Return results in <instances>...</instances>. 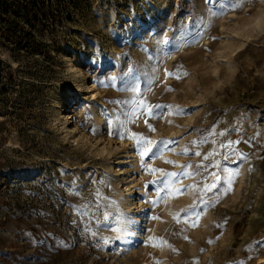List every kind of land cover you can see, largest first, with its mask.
Returning <instances> with one entry per match:
<instances>
[{
    "label": "rangeland",
    "instance_id": "374dc122",
    "mask_svg": "<svg viewBox=\"0 0 264 264\" xmlns=\"http://www.w3.org/2000/svg\"><path fill=\"white\" fill-rule=\"evenodd\" d=\"M58 1L0 46V264H264V0Z\"/></svg>",
    "mask_w": 264,
    "mask_h": 264
},
{
    "label": "trees",
    "instance_id": "16d2710c",
    "mask_svg": "<svg viewBox=\"0 0 264 264\" xmlns=\"http://www.w3.org/2000/svg\"><path fill=\"white\" fill-rule=\"evenodd\" d=\"M58 2L60 1L0 0V46L30 51L40 55L43 60H48L51 53L47 48L54 45H48L43 40L52 33L51 18L58 12ZM61 8L66 15L65 22H70L71 9L66 5ZM41 18L45 20L41 21Z\"/></svg>",
    "mask_w": 264,
    "mask_h": 264
},
{
    "label": "snow or ice",
    "instance_id": "6c2138e0",
    "mask_svg": "<svg viewBox=\"0 0 264 264\" xmlns=\"http://www.w3.org/2000/svg\"><path fill=\"white\" fill-rule=\"evenodd\" d=\"M206 2L211 3L212 0H206ZM214 14H215V13H214ZM143 103H144L143 101H140V104H141V105H143ZM156 107H160V106H156ZM148 113H149V115L152 114V109H151V108H148ZM145 123H147V121H145ZM148 127H149L150 130H154V129H152V126H151V125H148ZM222 134H223V133H221V135H222ZM132 138L136 141L137 149H138V152H139V155H140V157H141L142 162H143V158H144L145 156H147L149 153H152V156H154V157L158 156V154L162 151V149H163V148H166L167 145H168L169 143H171V141L161 140V141L159 142V144H157L155 141H152V140L147 139L146 137H144V136H142V135H137V134H135V133L132 134ZM193 143H195V142H193ZM232 143H233V142L230 141L228 146H231ZM153 148H156V151H155V152H153ZM183 151H184V152H187L188 149L185 148V149H183ZM195 154H196L197 156L200 155L199 152H196ZM210 155H211V154H209L208 156H205L204 158H205V159H208ZM225 158H227V157H225ZM166 162H167V163H174V162H172V161H166ZM142 166H143V164H142ZM184 167H186V168H190L191 165H186V166H184ZM197 167L199 168V166H197ZM146 168H147L148 171H151V172H153V173L159 171V172H161V175L168 177V178H169L168 180H166V181H162V183L165 185V187H167L168 184L171 182V177H175V176L177 175L176 173H164V172H163L162 170H160V169H154V168H152L151 165H147ZM225 171L227 172L228 170L225 169ZM183 174H184V175H191V173H187V172H185V173H183ZM235 174H238V173H235ZM212 175H213L215 181H219V180H220V177H219L218 175H216L215 173H213ZM230 175H231V174H230ZM230 184H231V179H229V186H230ZM189 187L196 188L195 185H190ZM214 187H216V184H215V183H213V184H211V185H205V186H204V191H211V189L214 188ZM153 203H155V201H153ZM181 211L185 212L186 215H195L196 218H197V220L199 219V213H196V212H195V208H193L191 212H189L188 209H181ZM178 215H179V214L177 213L176 216H174V218H177ZM156 218H157V217H153V219H156ZM177 222H179V220H177ZM193 226H195V224H193ZM93 235H95V233H93ZM149 239L151 240L152 238H149ZM166 243H167L166 241L161 240V245H162V244H166ZM153 246L156 247V246H160V245L153 244Z\"/></svg>",
    "mask_w": 264,
    "mask_h": 264
},
{
    "label": "bare ground",
    "instance_id": "6f19581e",
    "mask_svg": "<svg viewBox=\"0 0 264 264\" xmlns=\"http://www.w3.org/2000/svg\"><path fill=\"white\" fill-rule=\"evenodd\" d=\"M137 222L138 220L131 216L128 220V225L122 231V244L128 250H132V244L141 239V234L139 233Z\"/></svg>",
    "mask_w": 264,
    "mask_h": 264
},
{
    "label": "crops",
    "instance_id": "0c3cea01",
    "mask_svg": "<svg viewBox=\"0 0 264 264\" xmlns=\"http://www.w3.org/2000/svg\"><path fill=\"white\" fill-rule=\"evenodd\" d=\"M253 142L258 143V140H255V141H253Z\"/></svg>",
    "mask_w": 264,
    "mask_h": 264
}]
</instances>
